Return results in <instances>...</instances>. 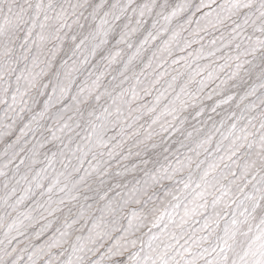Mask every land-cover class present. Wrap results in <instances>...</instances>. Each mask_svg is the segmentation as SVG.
Returning <instances> with one entry per match:
<instances>
[{
  "label": "snow or ice",
  "instance_id": "snow-or-ice-1",
  "mask_svg": "<svg viewBox=\"0 0 264 264\" xmlns=\"http://www.w3.org/2000/svg\"><path fill=\"white\" fill-rule=\"evenodd\" d=\"M0 264H264V0H0Z\"/></svg>",
  "mask_w": 264,
  "mask_h": 264
}]
</instances>
